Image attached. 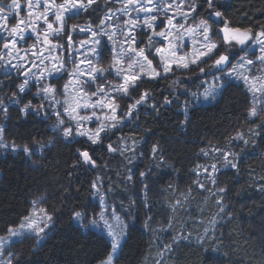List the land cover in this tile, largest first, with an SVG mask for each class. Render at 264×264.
Masks as SVG:
<instances>
[{
  "label": "trees",
  "instance_id": "trees-1",
  "mask_svg": "<svg viewBox=\"0 0 264 264\" xmlns=\"http://www.w3.org/2000/svg\"><path fill=\"white\" fill-rule=\"evenodd\" d=\"M198 3L201 7L195 16L209 22L212 35L219 42L223 41V33L217 35V31L225 27V20L231 29H251L254 33L264 26V0H217L213 11L224 14L219 23L207 16L204 0ZM111 7L109 0L107 4L97 0L89 14L80 13L69 17V21L97 24ZM220 52L227 53L225 47ZM97 62L109 68L108 48ZM153 63L156 65L157 59ZM198 73V68L194 72L177 71L167 79L141 84L131 100L117 99L121 105L118 115L127 113L128 105L145 91L152 93L148 105L154 103L157 107L141 106L133 119L97 145L87 137L64 140L60 133H53L54 115L44 119L43 111L40 115L20 112L19 108L29 101L33 108L45 103L34 96L36 86H31L27 94H20L23 99L18 107H9L7 120L0 114L7 142L22 148L33 141H53L43 155L37 152L31 157L23 151L0 148V235L8 225H18L28 215L31 201L37 197H46L42 206L56 214V228L44 243L37 247L32 238L12 246L11 251L19 254L20 264H96L105 258L103 242L91 233L80 232L70 219L74 206L97 203L91 185L98 176L108 202L122 216L129 213L123 217L125 220L135 219V227L130 229L116 264H264V134H256L261 131L258 125L264 121V111L249 120L251 94L242 83L233 81L218 102L198 104L182 126L187 99L183 89L197 90L196 84L205 79L200 75L196 80ZM109 75L105 73L97 81L109 80ZM5 77L9 79L0 85V98L7 103L21 79ZM177 77L184 78V82L174 85ZM63 80L64 77L58 81L49 78L47 82L58 83L60 89ZM57 95H62L61 91ZM165 97L173 102L160 107ZM237 133L243 139L229 144ZM134 140L133 153L129 145ZM109 144L118 149L127 145L128 150L123 155L120 151L109 154ZM153 145L158 148L155 156ZM217 147L240 157L238 170L224 167V156L213 151ZM78 151H88L98 167L77 164L81 159ZM211 164H216L218 171L215 177L206 179L201 169ZM130 170L134 172L132 180L127 179ZM141 172L146 173L144 178L140 177ZM199 184H204L205 189H200ZM221 188L226 191L220 193ZM149 217L151 222L145 227ZM166 246L170 250L161 255Z\"/></svg>",
  "mask_w": 264,
  "mask_h": 264
},
{
  "label": "snow or ice",
  "instance_id": "snow-or-ice-1",
  "mask_svg": "<svg viewBox=\"0 0 264 264\" xmlns=\"http://www.w3.org/2000/svg\"><path fill=\"white\" fill-rule=\"evenodd\" d=\"M121 0H112V3H120ZM37 5L43 3L44 12L36 17L35 21H26L20 19L18 16L13 15L5 11L6 8L14 9L15 13H19L24 10V6L18 2V0H11V3H0V20L4 23H0V32H9L8 40L11 42L12 47L8 42L4 43L3 50L7 51L8 55H13L12 48L18 38H23L24 33L21 30V25H31L33 23L39 24L42 19L45 24H47L48 29H52L57 35L60 33H65L68 36V45L63 48L60 45H49V54H44V49L39 52L36 51V45L34 44L32 48L25 50V55H19V49H16V59L19 61L16 65H13L17 72V78L23 77V82L16 85V92H13L11 97H8L7 103L3 98H0V114L3 118L7 120L8 109L11 106H19L20 101L23 96L20 94H27L31 86H36L37 91L34 94L35 97L40 98L43 102L38 108H33L31 101L24 105V107L19 108V111L27 115L28 113H33L34 115H40L43 111L44 119H48L50 116L54 115L56 117V123L51 126V131L53 133H60V136L64 140L69 138L75 140L77 136L87 137V140L93 145L101 144L103 139L110 138L109 134L114 133L116 130L121 128L125 122L134 118L136 112L139 111L141 106H147L151 108H156V104L148 105V101L152 99V93L150 91H145L140 94L138 100L128 105L127 113H122L118 115L121 105L117 103V99H132V94L141 86V84L152 81H159L160 79H167L169 75H175L177 71L180 72H194L195 69H199V73L196 74L195 79L199 80V76L203 75L204 80H201L196 84V91H191L187 87L183 89V94L187 96L184 101L183 113L185 120L181 122L183 126L190 118V113L195 111L198 104L204 102H218L223 96L225 90L233 85L234 80L242 79L245 84H248L251 79L250 75H243L245 69H251L254 63L260 62L264 64V26L261 27L259 32H253L251 29L241 30L240 28L231 29L227 26L228 22L223 21L225 27L217 31L223 33L222 42H213L212 40V27L201 21L194 27L189 26L187 31L190 33H195L198 37L193 44V51L189 55L185 53L180 55L179 53L187 45L184 42L183 34L174 36L173 29L175 28V16L168 17V27L165 31L156 32L155 29L159 27L157 23L159 17L153 14L155 12H163L167 16L168 9L175 7V0L172 3H168V0H123V6L117 11L122 12L124 15H128L130 12H136L137 17L133 20L131 17L129 20L124 21L123 27L127 31H122L124 40L120 43V50L117 51V40H116V27L111 24V21L116 16V13L109 9V12L105 14L104 18L101 19L100 25L96 29H93L90 25L80 29V32L85 34H90V38L87 41L80 42V49L87 48L88 51H81L80 49H75L72 43V33L76 31V27L73 26L71 31H68L65 26L66 19L70 15H79L83 13L85 15L89 14L90 10H93V6L97 4V0H63L61 3H57L56 0H36ZM108 3V0H105ZM206 5L205 11L209 19L215 18L214 22L219 23L223 20L224 14L221 11H213V8L217 7V0H204ZM151 6V7H149ZM180 6H188L186 0H181ZM201 4L196 3L193 0L190 5V10L186 13H181L182 19L188 21L190 19H195L196 13L199 11ZM29 16H32V0H28ZM55 15V21L59 22L60 27L58 29H53V24L49 23V15ZM143 15V20H140V15ZM16 18L17 24L12 26L9 30L7 21ZM163 23V20H160ZM183 27V26H182ZM137 28H151L154 36L162 38V41L167 42L169 45L170 56L163 55V50L157 48L155 53L151 49L155 46L153 43V36H149L148 45L145 48L137 49V36L139 33L136 32ZM110 29V31H109ZM34 31L38 32V28H34ZM3 38V37H0ZM106 38V39H105ZM192 37L190 36L189 39ZM44 41L48 44V33L44 35ZM108 41L112 42L111 52H112V63L109 68H97L92 65L90 56L100 59L105 50L108 48ZM239 45V48L234 47ZM37 43H39V35H37ZM249 44H253L260 50L259 56H254V59H248V55H254V53H246L244 56H239L237 59V54L239 52H245ZM125 45H127V51H125ZM225 47L227 54L221 53L220 48ZM60 48L62 55L53 56L51 51L53 49ZM31 51V57L28 56V52ZM219 53V54H218ZM218 54V55H217ZM149 56L152 59H149ZM159 56V64L154 65L153 61ZM213 57H216L213 60ZM79 59L81 64L87 63V68L80 69L77 65L76 69L69 72L66 68V64L73 60ZM125 59H132V63L124 65ZM233 59H237V62L233 64ZM208 61H213L208 63ZM8 63V62H5ZM25 64L30 65V67H24ZM52 64V67H48ZM201 65H207V67H202ZM231 65V67H229ZM147 67V71L145 68ZM139 68V71L136 69ZM159 69V70H158ZM112 71L115 72L117 78H122L123 83L119 85H111L108 90L104 84H100L95 92L91 95L85 91L86 88L90 87L97 79L104 78L105 73L111 74ZM64 73L69 76V82L64 85V95L65 99L63 101L57 99V93L60 91L58 83L53 85L51 83L46 84L44 87H40L46 79L59 80L63 78ZM239 73V74H238ZM4 74H8V69L4 70ZM87 76V79H82V77ZM211 77V80L207 79ZM189 82H193L192 77H188ZM184 82V78L177 77L172 83L181 84ZM5 82L0 81V85ZM9 83H11L9 81ZM75 93L79 90L77 95L72 96V99L76 101L75 106H73L68 97L71 95L69 93V88ZM202 89V91H201ZM249 91L252 92V103L253 107L248 110L247 118L249 120L257 117L261 111H264V87L256 88L253 85ZM259 94V95H258ZM19 96V99L17 97ZM101 97V99L93 100L94 97ZM201 97L203 100H201ZM173 99L178 100V96H174ZM83 101V102H80ZM173 101L168 97H165L163 103L160 107L171 104ZM67 105L61 109V105ZM259 105L260 107H257ZM97 109L99 108L101 112L107 110V113L101 118L97 116L95 111L91 116H79L80 109ZM67 117V120L64 119ZM85 121L96 122L99 121V126L95 131L91 129H85L83 124ZM69 126L65 127V124ZM63 129L62 133L60 129ZM261 130L257 132V135L264 134V121L258 125ZM75 129V131H74ZM255 131V130H250ZM4 129L0 128V148L5 151L9 149L13 152L23 151L26 157H31L37 152L43 155V152L53 144L52 140L47 143H38L33 141L30 145L26 144L22 148L14 143L9 145L3 141ZM243 139L241 133H237L234 137L229 139V144ZM248 141H244L247 145ZM109 154H113L117 151L121 152V155L128 150L127 145L123 149L114 148L112 144L107 146ZM132 151H135V140L133 141ZM204 152V150H201ZM213 151L217 156H224V167L237 169L239 167L240 157L231 152L224 151L220 148H214ZM158 152L156 145L152 147L153 156ZM208 155L207 152H204ZM78 156L81 158L77 161V164L83 162L88 164L91 168L96 169L98 166L95 160L92 159L88 151H78ZM232 157V159H230ZM235 159L237 162H233ZM199 167V166H198ZM211 167V172H208V168ZM217 165L212 164L210 166H204L205 174L215 177L217 173ZM134 172L130 170L127 177L128 180H132ZM145 172L140 173V177L144 178ZM194 183H199L195 181ZM216 180L212 179V184L215 185ZM103 187V181L101 177H97L96 180L92 182L91 190L92 196L97 200L96 204H86L82 208L80 206H74L70 210V219L77 229L84 233H91L97 239L101 240L105 246L107 255L100 262V264H116V261L120 259V254L124 250V246L128 241L130 229L135 227V219L125 220L123 217L129 215L125 212L123 216L112 207L109 211V204L107 199V194L101 191ZM200 189H205L204 184H199ZM264 191V189H261ZM110 191V190H109ZM226 189H219L220 193L225 192ZM46 197H37L31 201V209L27 216L20 219L18 225H8L4 234L0 235V264H20L19 254L11 251L13 245L17 243H22L25 239L35 238L36 246L38 247L44 243L50 236L52 231L56 228L55 213H49L47 207H37V205H43ZM180 201H177L179 205ZM221 202L218 201V205ZM99 209V210H97ZM90 210V211H89ZM223 210V209H221ZM151 222V217L145 222V227H147ZM35 250V249H34ZM170 249L166 246L161 251V255L165 251ZM6 254V255H5ZM163 264V262H159Z\"/></svg>",
  "mask_w": 264,
  "mask_h": 264
},
{
  "label": "rangeland",
  "instance_id": "rangeland-1",
  "mask_svg": "<svg viewBox=\"0 0 264 264\" xmlns=\"http://www.w3.org/2000/svg\"><path fill=\"white\" fill-rule=\"evenodd\" d=\"M109 1L112 2V0H109ZM3 2L11 3V0H8V1L7 0L6 1L1 0L0 1V3H3ZM18 2L24 6L23 11H20L19 13H15L14 9H8V8H6L5 11L8 13H12L13 15L18 16L20 19H23L26 21H35L36 17L44 12L43 3H41L40 5H37L36 0H32L31 11H32L33 15L29 16L28 0H18ZM61 2H63V0L60 2H57V3H61ZM154 2H155V0H154ZM192 2H193V0H186V3L188 6L182 7V6H180L181 0H175L176 6L168 9L167 16H165L163 12H155V10H153V14H155L159 17V19L157 21V23L159 24V27L155 29V31L157 33L161 32V31H165V29L168 27V17L169 16H175V21H174L175 28L173 29V35L177 36V35L183 34L184 42L187 45L186 48H183L181 50V52L179 53L180 55H184L185 53L190 55L193 51V44L195 43V40L198 38L195 33L188 32L187 28L189 26L194 27L195 25L199 24L201 21H204L205 23L209 24L208 21L201 19V18H198L196 16H195V19H190L188 21H185L184 19H182L181 13L188 12L190 10V5L192 4ZM195 2L198 3V0H195ZM168 3H172V0H168ZM122 6H123V0H121L120 3H112V7L110 8L112 12L116 13V16L111 21V24L116 27L117 51L120 50V43L124 40V37H123V35H121V32L127 31V29L123 27L124 21L129 20L130 17L133 20H135L137 17V13L134 11L130 12L128 15H124L122 12L117 11L118 9H121ZM149 7H151V6H149ZM108 12H109V9L104 13V15L102 16L101 19H103L105 14ZM72 16H77V15H70L69 17H72ZM69 17L66 19V22H65L66 29L68 31H71L73 26L76 27V31L72 33V43H73L75 49H80V42L81 41H87L90 38V34H85L83 32H80V29L84 28L86 26H89V25L93 29H96L97 26L100 25L101 20L97 24H91L88 21L87 22L83 21L82 23H73V22L69 21ZM48 19H49V23L53 24V29H58L60 27L59 22H54L55 21V15L50 14ZM140 20L141 21L143 20L142 14L140 15ZM160 20H163V23H160ZM0 23H4V21L0 20ZM16 24H17L16 18H12V19L7 21V25H8L9 30L11 29L12 26H14ZM34 28H38V32L34 31L33 30ZM21 30L23 31L24 36H23V38H18V40L15 44V47L12 48L13 55H11V56L8 55L7 51L3 50V45L6 42H8L10 44V48L12 47L11 42L8 40L9 32H7V31L0 32V37H3V38H0V47L2 48V50L0 51V81L9 79L5 76H10L12 78L17 77L16 70L14 68H12L13 65H16L19 62L15 56L16 49L20 50L19 51L20 56H24L25 50L26 49L30 50L32 48V46L35 44L37 52H39L41 49H44V54L48 55L49 54V45H60L63 48H66L68 43H69L68 36L65 33H60L59 35L55 34L52 29H48L47 24H45L42 19L39 21V24L33 23L30 26L29 25H21ZM109 31H110V29H109ZM136 32L139 33V35L137 36V40H138L137 49L145 48L148 45L149 36H153V43L155 44V46L151 49V51L153 53H155L157 48H161L163 50V55H165L166 57L171 55V53L169 51L168 43L162 41V38H160L158 36H154L151 28H144L143 30H141V28H137ZM45 33H48V42H49L48 44H46L44 41ZM142 33H144V35H142ZM37 35H39V43H37ZM190 36L192 37L191 39H189ZM212 40H213V42H219V40H216L213 35H212ZM111 45H112V42L108 41V49L110 50V53H111L110 65L112 63ZM233 45L236 48L240 47L239 45H235V42H233ZM80 50L81 51H88L87 48L80 49ZM125 51H127V45H125ZM246 53H254V55H248V57H247L248 59H254V56H259L261 54L258 47H256L253 44H249V46L245 50V52H241L240 54H238L237 59L239 58V56H244ZM50 54L53 56H58V55H62V52H61L60 48H56V49H53ZM225 54H227V53L225 52ZM28 56L31 57V51L28 52ZM215 58L216 57H213V60ZM89 59H91L92 65L94 67L104 68L97 62V59L95 57L90 56ZM156 59H157V64H159V62H160L159 56H157ZM237 59H233V64H235L237 62ZM5 62H8V63H5ZM132 62H133L132 59H125L124 65L127 66V64L132 63ZM212 62L213 61H210V63H212ZM77 65H79L80 69L87 68V63L81 64L79 59H73V60L69 61L66 64V68L68 69L69 72H71L74 69H76ZM52 66H53L52 64L48 65V67H52ZM24 67L27 68V67H30V65L25 64ZM229 67H231V65H229ZM5 69H8L7 75L4 74ZM145 70L146 71L148 70L147 67L145 68ZM136 71H139V68H137ZM243 75H250L251 79L249 80L248 84H245L242 79L234 80V81L242 83L248 91L253 85H255L256 88L264 87V64H262L260 62L254 63L251 66V69H245L244 70ZM109 76L111 78H109V80H105L103 82H98L96 80L94 83L91 84L90 87L86 88L85 91L88 92L89 95H91L92 92H95L97 90V87L100 84H104L106 86L105 90H108V88L111 85H119V84L123 83L122 78H117L115 76L114 71H112V73ZM63 77H64L63 84L60 87V91H61L62 95H57V99H59L61 101H63L65 99L64 85L66 83H68L69 79H70L67 73H64ZM20 79L21 80L18 84L23 82V77H20ZM82 79H87V76L82 77ZM207 79L211 80V77H208ZM47 80L48 79H46L39 86L44 87L46 84H49L47 82ZM194 91H196V90H194ZM201 91H202V89H201ZM78 92H79V90H77V92L74 93L72 91V88L71 87L69 88V93L71 95L68 97V99H69V102L73 106H75L76 101L72 99V96L77 95ZM249 92H250L251 97H252V92L251 91H249ZM98 99H101V97L97 96V97L93 98V100H98ZM201 100H203L202 97H201ZM80 102H83V101H80ZM204 103H209V102H204ZM66 106L67 105L62 104L61 109L63 107H66ZM257 107H260V106L257 105ZM93 111H95V114L97 116H101V118H103V116L105 114L110 115V113H107V110H105L104 112H101V110L99 108H97L95 110L89 108V109H80L79 110V116H91V115H93ZM64 118L67 120V117H64ZM67 126H69V125L67 124ZM98 126H99V121H96V122L85 121L83 124V127L85 129H91L92 131H95ZM0 128H3L2 121H0ZM74 131H75V129H74ZM3 141L9 145L12 144V143L7 142L4 139V137H3ZM132 145L133 144H131L129 146L132 147ZM211 171H212L211 167L208 168V172L210 173ZM201 173L205 174L204 168L201 169ZM205 175H206V177H205L206 179L212 177V176H209L207 174H205ZM101 191L104 193L103 189H101ZM108 204L110 206L108 210L111 211L112 207H114V206L112 205V203L110 201L108 202ZM37 207H42V205L38 204ZM10 250H12V249H10ZM101 261L97 262L96 264H100Z\"/></svg>",
  "mask_w": 264,
  "mask_h": 264
}]
</instances>
